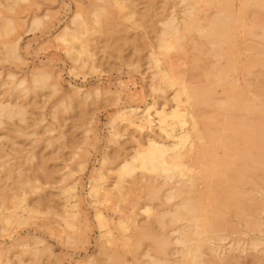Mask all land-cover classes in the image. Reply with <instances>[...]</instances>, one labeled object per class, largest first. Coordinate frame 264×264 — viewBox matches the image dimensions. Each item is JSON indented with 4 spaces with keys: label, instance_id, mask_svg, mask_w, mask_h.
<instances>
[{
    "label": "bare ground",
    "instance_id": "bare-ground-1",
    "mask_svg": "<svg viewBox=\"0 0 264 264\" xmlns=\"http://www.w3.org/2000/svg\"><path fill=\"white\" fill-rule=\"evenodd\" d=\"M90 1L93 23L106 37L103 42L110 45L107 36L118 25L109 13L117 10L125 28L123 41H132L135 53L147 50L151 73L144 85L150 99L142 106L122 104L121 95L130 102L134 95L120 79L114 91L70 85L52 107L54 121L60 109L65 114L82 109L85 142L97 123L89 106L113 98L115 108L106 140L114 149L90 173L86 193L99 233L97 250L76 264H239L243 255L264 264V0H170L173 5L159 17L153 16L155 4L146 1V15L158 26L153 42L146 38L141 50L137 42L145 38L127 36L137 28V0ZM27 2L13 0L0 10V62L23 61L17 30L24 24L15 10ZM42 25L43 19L34 17L29 32ZM95 31L76 11L53 43L74 66L96 71V46L90 45ZM30 75L26 80L0 73V264H14L11 254L17 248L19 264L25 263L24 256L56 259L48 246L28 250L27 239L5 240L30 214H40L27 195L45 189L33 185L43 169L33 164L35 156L28 159L35 180L30 176L22 182L19 167L11 163L15 158H9L14 152L19 155L13 135H26L19 124L28 112L19 99L38 91L61 93L51 71L39 68ZM59 135L49 145L64 140L65 133ZM73 155L75 161L80 153ZM75 165L78 172L85 170V161ZM75 173L70 168L58 181L42 173L46 185L57 182L60 187L61 209L53 206L49 211L64 229V237L61 231L56 235L63 246L89 244L91 221ZM31 239L35 245L45 243Z\"/></svg>",
    "mask_w": 264,
    "mask_h": 264
},
{
    "label": "rangeland",
    "instance_id": "rangeland-1",
    "mask_svg": "<svg viewBox=\"0 0 264 264\" xmlns=\"http://www.w3.org/2000/svg\"><path fill=\"white\" fill-rule=\"evenodd\" d=\"M0 1L2 3L0 10H4V6L12 4L13 0ZM137 1V4L139 5L138 11H140L135 17L137 28L130 29L128 32L129 35L127 36L132 37L131 39H133L135 35H138L141 38L144 37L145 39H143V41L139 40L137 42V45L138 47L140 46L139 49L141 50L143 48V43L148 42L146 38L149 40L152 39L153 42V38L155 36L153 30L158 26L154 24L156 21L154 17L151 18L146 15L148 7L146 1H150V3L153 2L155 4V12H153V16L158 15V17L159 14H161L162 9L167 8L168 5H173V2L170 0ZM91 2L93 3V1L90 0H29L27 3L19 4V6L16 7L15 15H17L16 19H21L20 23L22 25L24 24L22 27H18L17 30V34L21 35L20 54L23 61L19 63L0 62V73H2L3 78L8 73H14L17 75L16 77L18 79L25 78L26 80H29L31 78L30 74L34 70L45 68L57 77L61 88V93L55 96H52L50 92L46 90L38 91L37 95H27L20 98L19 102H22L26 106L28 113L25 123L19 124V130L26 135L18 137L17 134H11L13 137L15 136L14 140L16 142H14L17 145L16 147L18 148L19 146V153L16 152L19 155H16L15 152L12 154L13 152H11L12 155L10 154L11 156L9 157L10 159H12V157L15 158V160L11 161V163L13 162L14 164H17V167H19L18 171L21 173L19 176V182H22L25 178L30 176L31 178H34L32 171L30 172V170H32L30 169L32 164L28 162V159L35 156L33 164H36L43 169L42 171H39L40 174L36 175L37 179L35 180L34 178L35 181L33 182V185H41V187L46 190H39L34 194L31 192V194H29V190H27V194H29L27 195V198L30 204L35 206L36 211H39L40 214H30L28 219L26 216V219L28 220L27 223L11 229V231L7 233L5 240L9 243V237L19 238V240L27 239L29 240L28 250L35 247L42 250L44 247L48 246L53 257L56 258L53 259V262L48 255L42 257L40 261L36 257L24 256L23 260L25 263L23 264H76L77 261L79 262L81 260H85L87 257L93 255L97 250L95 242L97 241L96 239L99 233L96 229L97 227L95 226L96 224L94 219L92 220V218H94V211L89 206L90 200L86 198V193H88V188L90 187V173L94 169H97L99 166L98 163L103 157V154H105L108 150L112 151L114 149L112 144L107 145L106 143L107 133L109 130V119L115 112L114 106H111L113 103L111 100L113 98H111V100L110 98L108 99L110 100L109 103H105V100H102L98 104L95 103V105L92 104L89 106V110H94L91 111L90 114L95 116V121L97 123H94L95 126L92 125V132L88 135V141L86 142L84 134L86 126H83L85 115L84 112H82V109L75 107L74 111L69 114H65V111L60 109L59 120L54 121L50 116L52 107L56 105V103L61 99V96L69 90L70 85L80 88L83 87V90H91L92 88L99 86L100 89H103V87L104 89L112 88L114 91L118 88L117 83L120 79L128 83V89L134 95L131 102L127 100L124 94L121 95L122 104L130 103L142 106L145 101H149L150 99L146 98L147 91L144 85L148 81V76L151 73L147 70L148 65L146 64L145 59L147 50H141L139 53H135L134 43L132 41L127 43L123 41L125 28L122 27L123 22L121 21L120 13L117 10H112L111 13H109L111 15L109 18H112L114 20L113 22L118 25L115 26V31L110 32L107 36L109 37L110 45L103 42L106 37L98 32V28L96 27L97 25L93 23L94 18L91 12L92 8L90 9ZM178 9L179 7L177 6L176 12ZM76 11H81L83 17L88 21L89 28L94 29V31L97 30L90 39V45L96 46L94 49L96 54V71H91L89 68L74 66L71 61L67 60L64 52L62 50L60 51L56 44L53 43L54 36L61 31L63 25L70 22L72 15ZM48 14L49 19H45V15ZM34 17L43 19V25L39 29L29 32V23ZM106 18L107 17L105 15L100 20L105 21ZM125 25L129 26L128 23H125ZM128 63L133 64V67L128 68ZM143 97H145L144 100ZM160 102L162 101L160 100ZM49 130L53 131L49 133ZM61 132L65 133L64 140H60L52 146V144L55 143L56 139L60 136L59 134ZM48 141L53 142L49 145ZM96 141H98V143ZM73 145L75 148H81V151L75 149ZM72 150H77L80 153L77 157L78 159H75V161L77 160L76 162L85 161L86 167L83 172H78L76 169V162L73 159L74 151ZM8 151H6V153L9 154ZM6 157L7 156H4L2 160L5 161L8 158ZM2 160L1 162H3ZM67 168L69 170L70 168H74V171L76 172L75 179H77L80 182V185L83 186V194L86 198L84 208L85 212L87 211L86 213L87 217L90 219L89 221H91L90 230L86 232L87 237L89 238L88 245L84 243L82 246L83 243H80L76 246H66L65 244L63 246V244L58 241V237H56L60 231V235L64 237L65 234H62L64 229L59 224L57 225L58 218L50 212V208H53L54 206L55 209H57L58 205H60V199L62 196L57 188L59 186L55 184L57 182H54L52 185H46L42 173L52 174L50 175V179L52 181H58L57 179H59V175L69 171H67ZM44 170H46V172H44ZM8 183L9 182H7V184ZM79 190L81 191V189ZM58 208L61 209V207ZM50 229L51 231L54 229L56 232L52 231L54 233H51ZM71 234L74 235V233ZM33 236L35 238H41V240L45 242L43 243L44 245H35V241H32L31 239ZM19 250H21V248H17L16 252H19ZM13 253L11 254L12 258L14 257L13 259L11 258L12 263L19 264V259H17L19 257L17 255H19V253L16 254V259L15 253L14 255ZM238 263L258 264L261 263V260L253 259L249 255H243L239 259Z\"/></svg>",
    "mask_w": 264,
    "mask_h": 264
}]
</instances>
